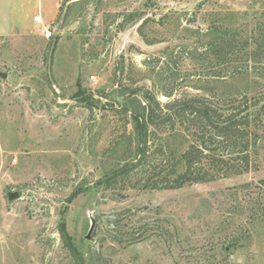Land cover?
Returning <instances> with one entry per match:
<instances>
[{"label":"rangeland","instance_id":"rangeland-1","mask_svg":"<svg viewBox=\"0 0 264 264\" xmlns=\"http://www.w3.org/2000/svg\"><path fill=\"white\" fill-rule=\"evenodd\" d=\"M0 24L16 27L0 35V264H264V147L210 182L97 184L135 156L146 93L264 99V0H0ZM218 28L234 36L230 64L206 52Z\"/></svg>","mask_w":264,"mask_h":264},{"label":"trees","instance_id":"trees-1","mask_svg":"<svg viewBox=\"0 0 264 264\" xmlns=\"http://www.w3.org/2000/svg\"><path fill=\"white\" fill-rule=\"evenodd\" d=\"M208 34L206 52L218 64H230L236 53L234 36H228L222 28L211 29ZM241 45L243 49L248 48L249 42ZM211 94L217 102L201 96L177 97L161 104L146 93L138 109L131 112L137 132L135 156L97 184L110 187L119 178L127 177L131 182L134 179L132 186L138 183L142 190L178 189L253 169L251 151L258 154L259 148L264 147V135L259 133L261 127L252 122L264 112V99L231 91ZM74 96L83 101L90 98L80 91ZM129 110H123L125 115ZM165 126L169 129H164ZM79 192L81 189L68 200H73ZM115 223L118 224L117 220ZM60 231L67 246L79 258L65 221L61 222Z\"/></svg>","mask_w":264,"mask_h":264},{"label":"built area","instance_id":"built-area-1","mask_svg":"<svg viewBox=\"0 0 264 264\" xmlns=\"http://www.w3.org/2000/svg\"><path fill=\"white\" fill-rule=\"evenodd\" d=\"M34 20L37 23L43 24L44 25V35L46 38H50L53 35V31L51 29H49V26H47L44 21H43V17L41 15H35L34 16Z\"/></svg>","mask_w":264,"mask_h":264},{"label":"water","instance_id":"water-1","mask_svg":"<svg viewBox=\"0 0 264 264\" xmlns=\"http://www.w3.org/2000/svg\"><path fill=\"white\" fill-rule=\"evenodd\" d=\"M54 44L55 43H53L52 50H53ZM52 50H51V52H52ZM0 76L2 78H6L7 77V73L0 71ZM7 193H8V199H9V201H12V200L17 199V198L20 197L19 192H17V191H8Z\"/></svg>","mask_w":264,"mask_h":264},{"label":"crops","instance_id":"crops-1","mask_svg":"<svg viewBox=\"0 0 264 264\" xmlns=\"http://www.w3.org/2000/svg\"><path fill=\"white\" fill-rule=\"evenodd\" d=\"M34 16H35V15H34ZM34 16H33V20H34ZM34 22H35V20H34ZM4 29H5V27H4L2 24H0V35L5 36V34L13 33V32H15L16 27H15V26H12V28H11L10 31H4ZM28 29H29V28L26 26V24H23L21 30H23V31H27Z\"/></svg>","mask_w":264,"mask_h":264}]
</instances>
